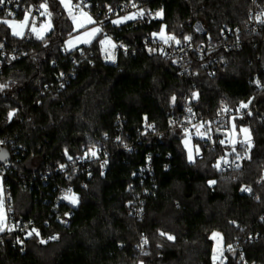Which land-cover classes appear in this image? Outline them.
<instances>
[{"label":"trees","instance_id":"trees-1","mask_svg":"<svg viewBox=\"0 0 264 264\" xmlns=\"http://www.w3.org/2000/svg\"><path fill=\"white\" fill-rule=\"evenodd\" d=\"M47 1L52 28L40 40H17L0 23V43L19 44L29 54L0 74V84L7 85L0 91V140L22 146L17 155L11 151L15 166L3 183L14 214L32 221L43 236L58 235V240L43 245L35 238L23 249L5 240L0 264H211L214 232L221 233L226 246L242 240L245 261L264 264V184L258 185L264 164V89L253 84L256 78L264 80L260 36L248 35L241 49L224 53L225 65L213 77L198 71L196 77L185 78L143 45L164 26L168 35L196 41L202 40L196 23L213 36L228 26H244L250 0H88L96 17L105 6L126 1L163 10L157 21L107 24V37L129 49L119 51L115 63L106 62L101 53L100 41L106 37L101 34L89 46L64 51L72 21L59 0ZM195 93L192 106L199 117L215 115L221 101L236 106L252 99V114L234 123L249 129L251 146L237 144L233 151L218 138L203 160L189 162L183 148L186 136L169 122ZM10 112L15 113L11 119ZM117 117L123 121V140L139 138L145 117L157 125L161 139L147 134L134 152L119 151L112 143L119 134ZM92 145L106 147L108 172L73 180L79 202L72 228L63 229L51 206L52 188L60 178L44 184L41 175L62 162L66 150L75 156ZM227 150L242 155L241 165L219 172L214 165ZM148 155L154 180L144 184V216L136 220L129 216L128 203L143 187L133 174ZM244 185H252L259 200L240 195ZM160 231L175 239L160 236ZM250 233L261 236L244 242ZM143 237L149 241L145 255L137 248ZM227 264H236L233 255Z\"/></svg>","mask_w":264,"mask_h":264},{"label":"built area","instance_id":"built-area-1","mask_svg":"<svg viewBox=\"0 0 264 264\" xmlns=\"http://www.w3.org/2000/svg\"><path fill=\"white\" fill-rule=\"evenodd\" d=\"M45 2L47 3V12H45V9L40 7V5ZM70 5V9L66 11V17L69 21H73V16H75L76 19L79 17H85L81 15V12L83 11L84 13H87V15L90 16L93 21L96 22L94 25L101 29L100 34L103 36L108 35L107 24L110 22L112 23V21L118 17L131 15L134 17V21L145 24L152 21H157L163 16L157 17L155 15L157 12L162 10L161 7L151 8L134 1L122 2L116 7L105 6V12L101 16L99 14L97 17L93 14L91 10V3L88 0H70ZM76 5H79V7H75ZM96 7L99 8L98 5H96ZM28 9L31 10V17L27 32L22 38H15L20 41H37L40 40V38H37V33H40L43 38L48 34L47 33L44 35V29L42 30L41 28V25H44L47 20H51V15H48V13L51 14V11L49 8V2L47 0H12L11 3H7L0 7V19L5 18L8 11L13 13L12 16L7 17L9 20L21 19L24 17L25 11ZM109 9H111V11H109ZM141 11L144 12L143 16L139 15ZM41 13L45 14L41 15ZM257 16H260L261 19L264 20V2L262 0H250V9L248 11L244 26H228L224 28L217 36L211 35L202 27L200 30H195L196 34L199 37H202L201 41H196L195 39L186 41L184 39L182 40L175 37L176 40L181 41V43L176 44L175 41H169V43L165 44L163 40L151 37L144 40L143 45L148 51L152 49L154 51L150 52L154 54H160L164 59L171 62L178 69L180 75L185 78L196 77L198 75V71L205 73L209 77H213L216 75L217 71L225 65V59L223 56L224 53L241 49L245 44L248 43L246 38L248 35L260 36L261 41L264 44V23L258 22L255 19ZM33 20L35 21L36 26L35 32L31 31V24ZM167 36L169 35L167 34ZM113 42L115 43V48L112 61L115 63L118 52L122 51L127 53L129 49L121 42H117L115 40H113ZM0 45H3V47H0V74L9 68H12L17 62L26 59L29 55L26 50L19 46V44L0 43ZM132 54H135V52L132 51ZM13 57H15V59H13ZM73 62L75 63V60H73ZM61 79L62 77H60V80ZM256 81H259L260 83L257 84ZM253 84L258 90L264 89V80L256 78L254 79ZM196 99L197 94L193 95L192 98L187 100L182 106L181 113L177 117L171 118L169 124L170 128L180 131L195 143L196 149H199L198 153L195 149V160H203L205 151L214 150L217 146V139L221 138L216 136L215 133L217 131L227 134V132L233 127V124L236 120L241 119L246 115H250L248 113L252 114V99H250L251 103L248 104L247 108H240L241 102L236 106H231L228 103L221 101L215 115L210 117H199L196 114L192 106ZM244 103L247 104L248 101ZM225 108H227L226 111L223 110ZM189 109H191V111H189ZM116 125L118 126L119 134L113 137L112 143L115 145L117 150L123 151L125 153L134 152L137 149L136 146L140 144L141 139L147 134L154 136L156 140L161 139V133L159 132L157 125L149 122L148 119L145 120V118L143 119L141 128L138 130L139 138H133L132 140L129 138V136H127V140H123L122 135L124 134V128L123 121L120 117H117ZM148 125H152L153 127L150 128ZM205 133L206 135H202ZM104 138L107 140L108 135H105ZM0 141H3V143H0V150L1 148L7 149L11 156L10 161L0 167V178L2 183H4L8 172L12 169V167L15 166L12 162L13 155L11 151L17 155L18 152L22 150V146H14L12 141L6 139H2ZM89 149L95 151L96 155H91ZM69 156L70 155L67 152H64V160L59 162L53 169H46L41 175V180L44 182V184H47L51 178L54 180L56 178H60V181L55 183L52 188V193L54 196L52 198L51 206L54 213L55 222L60 227L67 230L71 229L73 226V208L75 205L71 204L69 200L63 199V197L69 189H71L72 193L78 197V194L76 193V184L73 182V180L80 177H91L94 173H97L100 177H104L108 172L110 164L109 153L106 147L103 146L92 145L84 148L81 153L71 156V160L69 159ZM238 156L239 158H237ZM222 157L228 161L227 164L223 163V160L221 159ZM242 159L243 158L240 156V154H233V152L227 150L225 154H223L217 160V162H220L221 164V167L218 169V171L227 172L231 169L239 168ZM61 165H64V167L61 168ZM236 165H239V167H236ZM153 176V164L151 156L148 155L144 164L140 165L133 174V177L138 179L139 185L143 187L142 193L134 194L128 203V213L133 219L140 220L144 216V200L142 199L143 194H146L144 184L147 181L152 182L154 180ZM263 184L264 164L261 174L258 178V185L260 186ZM79 186L85 187V183L80 182ZM245 187L250 188L251 191H241V189ZM4 189L6 198L5 206L7 225L6 230L0 236V245L4 244L5 240H9L14 247L23 249L28 241L35 238H37L39 242L42 239L46 240L47 243H41L43 245L52 244L58 240V238L54 240L49 239V237L52 236L58 237L56 234L43 236L40 229L32 221H25L23 219L17 218L12 209L11 198L6 193L7 188L4 187ZM241 189L239 191L240 195L248 197L251 196L254 197L255 200H259L260 195L255 193L254 187L252 185H244L241 187ZM262 218L264 219V213L262 214ZM45 223L47 224V222ZM9 228L12 230L9 231ZM33 229H36L40 235L37 236L35 233H33V235L29 236L28 233ZM260 236V233L246 234L244 242H256ZM18 241H22V243ZM141 244L142 239L139 242V245ZM139 245L137 247L139 253H141V255H145V253H147L148 243L143 245V247H139ZM231 245L233 250L228 251L227 246L223 241V245L221 246V248L224 249L223 256H217V259L214 261V253H212L211 264H227L230 254L234 256L236 264H250L244 259L242 240L238 239ZM139 264H142V262Z\"/></svg>","mask_w":264,"mask_h":264},{"label":"snow or ice","instance_id":"snow-or-ice-1","mask_svg":"<svg viewBox=\"0 0 264 264\" xmlns=\"http://www.w3.org/2000/svg\"><path fill=\"white\" fill-rule=\"evenodd\" d=\"M11 2H12V0H0V7L4 6V5L7 4V3H11ZM60 2H61L62 4H64L65 7H71V5H70V3L68 2V0H60ZM40 7L43 8V9H45V12H47V3H46V2H45V3H42V4L40 5ZM75 7H79V5H76ZM109 11H111V9H109ZM44 14H45V13H41V15H44ZM70 14H71V13H70ZM12 15H13V13H12L11 11H8V12L6 13V17L3 18V19H0V23L7 25V26L11 29L12 35L23 37V36L25 35L24 29L29 27V21H30V17H31V10L28 9V10L25 11V15H24V17H23V20L20 21V22H15V21L9 20V19L7 18L8 16H12ZM48 15L50 16L51 14L48 13ZM81 15H83V16H85V17L87 18V22H88V23H90V24H94V23H96L95 21L92 20V18H91L90 16L87 15V13H84V12L82 11V12H81ZM139 15H140V16H143V15H144V12L141 11V12L139 13ZM155 15H156L157 17L162 16V15H163L162 10H161L160 12H157ZM72 18H73L74 23H76V17L73 16ZM133 18H134L133 16H128V17H124L123 19H124V20H127V19H133ZM255 19H256L258 22H260V23H264V20H262L260 16L255 17ZM120 22H122V21H117V20H113V21H112V23H114V24H116V23H120ZM76 27H77V29H79V28H83V27H85V25L82 24V23H76ZM41 28H42V30H43V29H44V25H41ZM50 28H51V24L48 23V25H47V29H50ZM165 28H166V26H164V27L161 29V32L158 33V34H157V33H153V36H157V35H159V36L163 39V41H164L165 44L169 43V41H175L176 44L181 43V41L176 40V38H175L174 35L165 36ZM31 31H33V32L36 31V26H35V21H34V20L32 21V24H31ZM100 32H101V29H100V28H93V29H91V30H89V31L84 32V33H83V36H84V37H88V39H83L82 42H83V43H90V42H91V39H92V38H95V35H96V34H99ZM37 38L42 39L43 36H42L40 33H37ZM77 39H81V38H80V37H77ZM183 39L186 40V41H191L192 37H191V36H185ZM106 42H107V43H110L111 41H110V39H108V40H101V41H100V43H101L102 45L105 44ZM70 43H71V42H70ZM0 47H3V45H0ZM150 51H154V50L150 49ZM161 51H163V50H161ZM13 59H15V57H13ZM256 83L259 84L260 82H259V81H256ZM6 87H7V85H5V84H0V91H2V90H3L4 88H6ZM194 95H196V94H194ZM175 99H176L175 96H173V97H172V101L174 102ZM250 103H251V100L248 101L247 104L244 103V102H241V104H240V108H247V107H248V104H250ZM223 110L226 111L227 108H225V109H223ZM189 111H191V109H189ZM248 114H251V113H248ZM14 115H15L14 112H10V113H9V119H11V117L14 116ZM145 120H147V117H145ZM148 127L151 128V127H153V126H152V125H148ZM233 131H235V124H233ZM239 131L242 132V133H245V134H249V129H248V128H240ZM198 134H199V133H198ZM202 135H206V133H205V134H202ZM246 140H247V143H248L249 146H250V143H251L250 134H249V135H246ZM244 142H245V141H241V143H244ZM0 143H3V141H0ZM185 143H186V146H187V141H185ZM220 143H221V144H224L225 141H224V140H221ZM233 143H235V141H233ZM89 151L91 152V155H93V156L96 155V152H95V151H92L91 149H89ZM233 151H235V147H233ZM66 152H67V150H66ZM196 152H197V153L199 152V149H198V148L196 149ZM5 155H6V154H4V153H0V160L4 159V158H5ZM237 158H239V156H238ZM69 159L71 160L72 157L69 156ZM188 159H189L190 162H192L193 159H194L193 154H192V150H191V149H190L189 152H188ZM221 159L223 160V163H225V164L228 163V161H227L226 159H224L223 157H222ZM63 167H64V165H61V168H63ZM214 167H216L217 169H220V167H221L220 162H217V164L214 165ZM236 167H239V165H236ZM209 184H210V185H211V184H215V181H209ZM241 191H248V192H250L251 189L248 188V187H245V188H242ZM257 198H258V197H257ZM63 199H65V200H69V202H70L71 204H73V205H76V204H78V202H79V201H78V197H76V195H75L74 193H72L71 189H69V190L67 191V193L65 194V196L63 197ZM3 205H4V201H3V200H0V232H3V231L5 230V227H6V214H5V211H4V207H3ZM66 215H67V214H66ZM8 230L11 231L12 229L9 228ZM33 233H35V235H37V236L40 235L39 232H38L36 229H33L31 232L28 233V235L31 236V235H33ZM159 235H160V236H166V238H167L168 240H170V241L175 239L174 236H172V235H170V234H167V233H165V232H163V231H160V232H159ZM219 236H220L219 233H212V239H216V238L219 237ZM57 238H58V237H56V236L49 237V239H53V240H54V239H57ZM18 242H21V243H22V241H18ZM148 242H149L148 239H147L146 237H143V238H142V244L139 245V247H143V245L147 244ZM40 243H47V241L42 239V240H40ZM158 246H159V245H158ZM227 250H228V251H232V250H233V249H232V245H228V246H227ZM223 251H224L223 248L214 249L213 260L215 261V260L217 259V256H223ZM145 254H147V253H145ZM241 259H242V257H241Z\"/></svg>","mask_w":264,"mask_h":264},{"label":"rangeland","instance_id":"rangeland-1","mask_svg":"<svg viewBox=\"0 0 264 264\" xmlns=\"http://www.w3.org/2000/svg\"><path fill=\"white\" fill-rule=\"evenodd\" d=\"M59 2H60V0H59ZM68 2L70 3V0H68ZM61 3V2H60ZM61 5H62V8L65 10V11H68L69 9H70V7H65V5L64 4H62L61 3ZM128 16H131V15H124V16H121V17H118V18H116L115 20H117V21H122V22H120V23H116V25H118V24H123V23H127V22H130V21H132L133 19H127V20H124L123 18L124 17H128ZM23 20V18H21V19H17V20H12V21H15V22H20V21H22ZM48 23H50L51 24V28H52V22H51V20H47V22L44 24V30H43V34L45 35V34H47V33H49L50 32V30H51V28L50 29H47V25H48ZM76 23H82V24H84L85 25V27H83V28H79V29H77V27H76ZM76 23H74V21H72V34L65 40V42H64V45H63V50L64 51H67V52H70V51H73V50H75V49H77V48H79V47H82V46H89L90 44H92L98 37H99V34H96L95 35V38H92L91 39V42L90 43H83L82 42V40L83 39H88V37H84L83 36V33L84 32H86V31H89V30H91V29H93V28H98L96 25H94V24H90V23H88L87 22V18H85V17H79V18H77L76 19ZM8 27V26H7ZM203 26L200 24V23H196L195 24V27H194V29L195 30H200L201 28H202ZM9 28V27H8ZM10 29V28H9ZM27 29L28 28H25L24 29V32H25V34H26V32H27ZM10 32H11V29H10ZM161 32V30L159 31V32H157V34L158 33H160ZM11 35H12V32H11ZM12 36H14V35H12ZM165 36H167V34H166V30H165ZM14 37H17V38H22V37H20V36H14ZM77 37H80L81 39H77ZM152 37H154V38H158V39H160V40H163L159 35H157V36H153V34H152ZM108 39H110V43H105V44H103L102 45V49L106 52V51H108V49H110L111 48V46H113L114 44H113V41L111 40V38H109V37H104L102 40H108ZM71 42V43H70ZM101 45V44H100ZM102 55L103 56H105V54H103L102 53ZM113 56H112V54H111V57H108V56H106V58H110L109 59V61H111V58H112ZM241 128H245V127H241ZM247 128V127H246ZM239 129L240 128H236V126H235V131H233V127L231 128V130H229L228 132H227V137L226 138H221V140H224L225 141V143L224 144H226V145H228L229 147H235L237 144H240L241 146H243V148L244 149H246V147L247 148H249L250 146H251V143H250V146H249V144L247 143V140H246V135H249L250 134V139H251V133H250V131H249V134H245V133H242V132H240L239 131ZM185 141H187V146H186V143H185ZM233 141H235V143H233ZM241 141H245L244 143H241ZM183 148H184V150H185V152H186V156H187V160L189 161V159H188V152H189V150L191 149L192 150V154H193V157H194V159H195V149H196V145H195V143L189 138V137H185L184 138V140H183ZM241 155V154H240ZM242 156V155H241ZM194 159H193V161L192 162H194ZM190 162V161H189ZM77 197V196H76ZM0 200H3L4 201V205H3V207H4V211H5V214H6V206H5V202H6V198H5V189H4V185H3V183H2V180H1V178H0ZM78 201H79V198H78ZM77 205V204H76ZM75 205V206H76ZM6 225H7V215H6ZM5 230H6V227H5ZM4 230V231H5ZM4 231L3 232H0V236L4 233ZM214 233H219V232H214ZM220 234V236L219 237H217L216 239H212V235H211V239H212V241H213V243H214V247H213V253H214V249H219V248H221V246L223 245V237H222V235H221V233H219ZM142 264H144V263H142Z\"/></svg>","mask_w":264,"mask_h":264},{"label":"water","instance_id":"water-1","mask_svg":"<svg viewBox=\"0 0 264 264\" xmlns=\"http://www.w3.org/2000/svg\"><path fill=\"white\" fill-rule=\"evenodd\" d=\"M215 134H216L217 137H221V138H224V137L227 136L226 133H222V132H218V131ZM0 153L6 154L5 158L0 160V167H2L3 165H5L7 162L10 161L11 156H10L9 151L7 149H5V148H1Z\"/></svg>","mask_w":264,"mask_h":264},{"label":"crops","instance_id":"crops-1","mask_svg":"<svg viewBox=\"0 0 264 264\" xmlns=\"http://www.w3.org/2000/svg\"><path fill=\"white\" fill-rule=\"evenodd\" d=\"M124 24V23H123ZM118 25H121V24H118ZM110 38V37H109ZM112 40V39H111ZM113 41V40H112ZM101 44V43H100ZM113 46H111V48L110 49H108V51H104L103 49H102V44H101V53H103V54H105V60H106V62H108V63H113V61H112V58H111V61H109V59L110 58H106V56H108V57H111V54H112V56H113V52H114V48H115V43L113 42Z\"/></svg>","mask_w":264,"mask_h":264}]
</instances>
